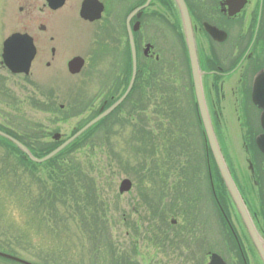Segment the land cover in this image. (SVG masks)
Here are the masks:
<instances>
[{"label": "rangeland", "instance_id": "1", "mask_svg": "<svg viewBox=\"0 0 264 264\" xmlns=\"http://www.w3.org/2000/svg\"><path fill=\"white\" fill-rule=\"evenodd\" d=\"M169 36L172 42L166 31ZM34 81L0 69V128L31 146L47 143L56 131L67 137L97 113L89 78L75 91L67 82L80 78L62 77L61 91H50L45 78ZM164 94L165 103L134 108L131 118L118 110L113 129L103 122L52 167L27 169L0 145V228L20 258L35 264H205L217 252L238 264L209 198L189 94ZM59 166L72 169L62 175ZM124 178L132 187L120 194ZM46 196L49 208L40 205Z\"/></svg>", "mask_w": 264, "mask_h": 264}, {"label": "flooded vegetation", "instance_id": "2", "mask_svg": "<svg viewBox=\"0 0 264 264\" xmlns=\"http://www.w3.org/2000/svg\"><path fill=\"white\" fill-rule=\"evenodd\" d=\"M0 1V69L8 71L2 58L6 40L19 34L7 45L9 53L35 52L28 74L14 76L32 77L35 83L45 78L50 91L62 90V77L82 80L67 82L73 91L81 90L89 78L98 115L132 82L122 102L101 120L107 119L110 129L117 123L113 115L118 108L131 118L134 108L165 103V91L189 94L185 101L193 103V135L202 141L213 211L230 234L238 264H264V81L257 80L264 75V0H193V7L184 0L193 32V77L174 0H151L146 7L147 0ZM75 58L83 66L74 74L69 63ZM197 84L242 211L215 161ZM17 249L6 244L0 228V252L21 257ZM0 264L21 263L0 256Z\"/></svg>", "mask_w": 264, "mask_h": 264}, {"label": "water", "instance_id": "3", "mask_svg": "<svg viewBox=\"0 0 264 264\" xmlns=\"http://www.w3.org/2000/svg\"><path fill=\"white\" fill-rule=\"evenodd\" d=\"M150 0H147L145 3V6H147L149 4ZM174 2L176 3V6L179 10L180 13V17H181V22H182V27H183V32H184V37H185V42H186V47H187V52H188V57H189V63H190V68H191V72H192V77H193V34H192V27H191V20H190V16L188 13V9L187 6L184 2V0H174ZM82 14H84V12H82ZM19 36L17 35H13L7 42H6V46L8 44H10L11 42H13L14 40H18ZM130 39L132 42V36L130 34ZM34 51L31 50L30 53L26 54V53H15V54H10L8 52V48H5V52L3 54V58H4V62L5 65L7 66V68L12 72V73H21V72H28V68H29V64L30 61L33 57ZM77 60H72L70 62V70H73L72 72H76L79 68H75V63ZM258 81H264V75L260 74L258 76ZM198 82V81H197ZM196 82V83H197ZM132 82L130 83L126 93L117 101L115 102L110 108H108L105 112H103L102 114H100L99 116L95 117L94 119H92L88 124H86L82 129H80L78 132H76L73 136L69 137L66 141H64L59 147H57L55 150H53L51 153H49L48 155L42 157V158H35L31 152L28 150L27 147H25L22 143H20L19 141H17L16 139H14L13 137L5 134L4 132L0 131V137L5 138L7 140H9L11 143H13L18 149H20L25 156H27L31 161L35 162V163H43L49 159H51L52 157H54L55 155H57L58 153H60L63 149H65L67 146H69L72 142H74L79 136H81L85 131H87L90 127H92L93 125H95L103 116H105L107 113H109L111 110H113L121 101L122 99L126 96V94L128 93V91L130 90ZM196 91H197V96H198V100H199V109L203 118V122H204V126H205V130L208 134V138L212 147V151L214 154V158L215 161L217 163V165L219 166V169L221 171L222 177L233 197V199L235 200V202L237 203V205L239 206L240 210L242 211V205L240 202V198L238 195V192L231 180V177L229 175V172L227 171V168L225 166V162L223 160V157L221 156L220 150L217 146V143L212 135V128L209 124V120L207 118V114H206V109L205 106L203 104V100L201 98V91L200 88L197 84L196 86ZM262 93H264V91H262ZM262 124L264 126V113H263V118H262ZM54 140H59L60 139V134H55L53 136ZM264 150V147H263ZM132 187V183L129 179L125 178L120 182L119 185V192L120 193H125L128 192ZM243 213V212H242ZM171 223L175 224L176 220L172 219ZM1 256L18 261L22 264H32L30 262H27L25 260L19 259L17 257H13L10 256L8 254H3L0 253ZM207 264H226L223 259L216 253H212L209 257V262Z\"/></svg>", "mask_w": 264, "mask_h": 264}, {"label": "trees", "instance_id": "4", "mask_svg": "<svg viewBox=\"0 0 264 264\" xmlns=\"http://www.w3.org/2000/svg\"><path fill=\"white\" fill-rule=\"evenodd\" d=\"M167 3L170 5V2L167 1ZM96 115V114H95ZM95 117V116H94ZM93 116L90 117L88 120H86L83 124H81L80 126L76 127V129L72 130L69 134L70 135H73L77 130H79L80 128H82L88 121H90L92 118H94ZM103 122H106L105 121H102L100 123H98L97 125H95L94 127H92L89 131H87V133H85L84 135H82L80 138H78L74 143H72L70 146H68L66 149H64L63 151H61L58 155H56L54 158L50 159L49 161L43 163L42 165H39V164H35L33 163L32 161H30L29 159H24L22 157V152L15 146L13 145L11 142L5 140V139H2L0 138V144H3L5 145L7 148H9L10 150H13L14 153L18 154V161L21 165L25 166V167H28L27 169H31L29 166H51L52 164H54L56 162V160L58 159H62L64 158L66 155H68L71 151H75L78 147H81L83 146L86 141V139L88 137H90L98 128L99 126L103 123ZM2 131H4L5 133L11 135L12 137L16 138L17 140H19L20 142H22L23 144H25L29 149L30 151L32 152V154L35 156V157H38V158H41L47 154H49L51 151H53L55 148H57L65 139H61L59 141H52L51 139L47 142V143H44L42 144L41 146H31L28 142H26L25 140H23L19 135L13 133V132H10L9 130H6V129H3V128H0ZM9 156V155H8ZM56 166V165H55ZM143 166V165H142ZM52 167V166H51ZM72 168H63V167H60L57 168V171L60 172V174H65V172L67 171H71ZM50 171V170H49ZM65 182V181H64ZM51 192V191H50ZM47 193H48V190H47ZM49 199V200H48ZM50 196H46V200L44 201H41L40 202V205H45L46 207H50ZM94 208L96 209V206L97 204L94 202V199L92 202H90ZM94 216H97L95 214H93ZM93 216V217H94ZM96 218V217H95Z\"/></svg>", "mask_w": 264, "mask_h": 264}, {"label": "bare ground", "instance_id": "5", "mask_svg": "<svg viewBox=\"0 0 264 264\" xmlns=\"http://www.w3.org/2000/svg\"><path fill=\"white\" fill-rule=\"evenodd\" d=\"M192 34H193V32H192ZM242 205V204H241ZM244 215V214H243Z\"/></svg>", "mask_w": 264, "mask_h": 264}]
</instances>
